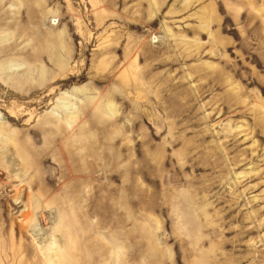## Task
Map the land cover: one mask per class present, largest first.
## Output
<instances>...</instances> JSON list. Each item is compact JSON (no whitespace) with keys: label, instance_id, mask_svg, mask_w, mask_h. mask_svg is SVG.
<instances>
[{"label":"rangeland","instance_id":"rangeland-1","mask_svg":"<svg viewBox=\"0 0 264 264\" xmlns=\"http://www.w3.org/2000/svg\"><path fill=\"white\" fill-rule=\"evenodd\" d=\"M0 264H264V0H0Z\"/></svg>","mask_w":264,"mask_h":264}]
</instances>
